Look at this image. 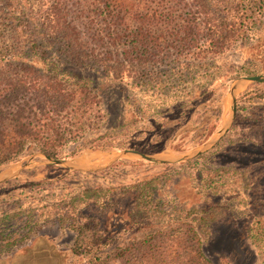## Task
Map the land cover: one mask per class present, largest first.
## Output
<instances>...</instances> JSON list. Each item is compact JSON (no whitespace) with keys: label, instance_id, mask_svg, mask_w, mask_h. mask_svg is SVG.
Instances as JSON below:
<instances>
[{"label":"rangeland","instance_id":"374dc122","mask_svg":"<svg viewBox=\"0 0 264 264\" xmlns=\"http://www.w3.org/2000/svg\"><path fill=\"white\" fill-rule=\"evenodd\" d=\"M3 1L0 47L6 48L15 42ZM39 1L30 0L33 13L38 12ZM179 2L73 0L68 14L90 56L116 61L130 54L139 19L171 17L182 23L186 12ZM111 15H119V20L113 22ZM160 30L148 32L155 37L171 35ZM115 36L118 41L111 39ZM251 37L224 56L192 58L189 71L177 53L156 55L159 62L146 70V78L139 74L135 82L123 84L118 94L120 118L117 111L106 114L112 96L99 97V125L109 136L102 147L77 155L79 145L64 149L57 160L70 167L55 165L36 152L0 167V264H96L150 235H184L185 225L200 235L212 264H264V163L236 168L222 183L206 174L199 176L196 167L203 163L195 162L225 137L227 133L218 140L230 121L243 127L264 122V83L241 80L264 76V25L256 39ZM50 45L61 59H72L73 51L63 39L54 38ZM168 79L169 83L155 84ZM234 84L238 85L235 118ZM198 91L205 93L201 100ZM244 137L250 140L252 135ZM126 151L166 161L194 157L163 164ZM242 157L255 158L253 153ZM148 182L145 200L150 205L144 210L135 187ZM177 243L183 248L185 241Z\"/></svg>","mask_w":264,"mask_h":264},{"label":"trees","instance_id":"16d2710c","mask_svg":"<svg viewBox=\"0 0 264 264\" xmlns=\"http://www.w3.org/2000/svg\"><path fill=\"white\" fill-rule=\"evenodd\" d=\"M72 1L41 0L37 13L32 12L30 0L3 1L15 44L0 47V167L32 152L58 159L70 145H79L74 155L102 147L109 131L104 132L99 125V97L111 95L106 114L117 111L120 118L123 109L118 94L123 92V84L133 82L139 74L146 78V70L159 62L156 55L177 53L189 71L192 58L204 61L224 56L241 40L256 39L264 25L263 0H240L237 4L231 0H180L186 12L182 23L171 17L139 19V31L132 36L135 43L127 59L112 61L90 56L84 49L78 27L69 20ZM118 18L111 15L113 22ZM160 28L171 35L155 37L149 33H162ZM54 38L67 43L73 51L71 60L52 51L50 41ZM111 39L118 41L119 37ZM198 92V99H203L205 93ZM238 122L234 121L212 151L198 156L196 164H204L196 167L199 176L206 174L223 183L236 168L264 163V122L253 121L244 127ZM246 134L252 135L248 138L251 141L246 140ZM245 153H253L255 158L243 159ZM149 185L135 187L137 202L144 210L150 205L145 200ZM181 227L186 230L184 235H150L111 257L96 260V264H212L203 252L200 235L191 225ZM182 240L183 248L177 243Z\"/></svg>","mask_w":264,"mask_h":264},{"label":"water","instance_id":"95a60500","mask_svg":"<svg viewBox=\"0 0 264 264\" xmlns=\"http://www.w3.org/2000/svg\"><path fill=\"white\" fill-rule=\"evenodd\" d=\"M241 80H244V81H247V82H251V83H264V76H257V77H250V78L249 77H245V78H242ZM237 86L238 85L234 84L233 88H232L233 118H235L236 107H237V97H236ZM232 122H233V120L230 121V123H228V125H226L224 134L221 135L220 137H218V140H220L227 133V131L231 128V126L233 124ZM218 140H217V142H218ZM209 143H211V140L207 143V145ZM203 148L205 149L206 147H203ZM201 152H203V151H201ZM124 154L136 155V156H139L140 158H142L145 161L154 162V163H163V164L182 163V162L191 160L194 157V156H186V157H183V158L178 159L176 161H171V160L170 161H166V160H161V159L154 158L152 156L146 155V154L138 152V151H126V152H124ZM45 158L47 160H49L50 162L54 163L55 165H62V166L70 167L65 160H57V159H51V158H47V157H45ZM116 161H114V162H116Z\"/></svg>","mask_w":264,"mask_h":264}]
</instances>
